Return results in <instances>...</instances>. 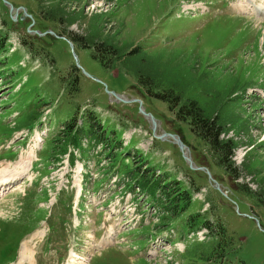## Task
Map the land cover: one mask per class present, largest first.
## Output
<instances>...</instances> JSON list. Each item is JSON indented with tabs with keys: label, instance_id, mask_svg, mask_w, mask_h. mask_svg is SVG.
<instances>
[{
	"label": "rangeland",
	"instance_id": "1",
	"mask_svg": "<svg viewBox=\"0 0 264 264\" xmlns=\"http://www.w3.org/2000/svg\"><path fill=\"white\" fill-rule=\"evenodd\" d=\"M62 1L40 4L63 16L59 25L42 19L37 0H0V181L23 177L0 193V264H67L73 248L90 264H264V0ZM61 31L92 45L114 39L124 52L141 45L147 55L203 74L209 97L230 101L227 113L243 119L244 127L229 124L221 136L236 144L229 174L168 104L147 95L118 63L103 66L95 49L72 46ZM49 108V132L43 125L36 136L32 128ZM71 122L76 135L65 131ZM95 129L104 131L110 155L96 149ZM164 132L183 139L193 167L211 176L158 137ZM117 173L121 183H113ZM142 173L155 179L143 182L144 191L135 182ZM84 175L88 191L97 180L96 200H109L89 213L84 198L89 225L78 231L67 192L75 195ZM168 188L189 198L178 216ZM50 210L58 228L45 239ZM62 218L71 222L62 227ZM22 242L30 244L32 263L21 262ZM159 243L168 246L158 250Z\"/></svg>",
	"mask_w": 264,
	"mask_h": 264
},
{
	"label": "trees",
	"instance_id": "2",
	"mask_svg": "<svg viewBox=\"0 0 264 264\" xmlns=\"http://www.w3.org/2000/svg\"><path fill=\"white\" fill-rule=\"evenodd\" d=\"M37 1L42 19L60 25L59 22L63 21V16L57 14L53 9L45 11L44 8H42V11L40 5L42 0ZM44 1L50 3L56 2V0ZM63 2L65 3L66 0L61 3ZM59 11L61 13V10ZM64 33L65 31H61V36L65 37L66 35ZM67 37L68 36H66V38ZM67 39L71 42L79 43L82 47L95 49V58L106 68H110L114 63H118L127 74L135 77L139 86L147 95L168 104L169 111L175 112L177 121L188 125L194 136L200 142L202 141L205 143L208 147V151L216 159V165L219 166V168L225 170L227 173L228 169L231 170V167H233L232 156L236 144L233 140H225L221 138V136L227 134V127L229 124H238L241 128L244 127L243 119L240 118L239 115L235 116L234 114L227 113V107H229L230 101L221 102L217 100V94L209 97L208 94L212 88L201 81V78L204 77L203 74L197 76V70L193 73L187 69H179L168 60L160 58L159 55H147L145 52L146 50H144L141 45L124 52L118 47L116 41L110 38L101 39L96 43L94 42V45L81 37L71 36V38L68 37ZM78 83V76H75V78H73L72 88L77 92L79 87ZM203 97L205 98L204 100H202ZM203 101H205V103ZM74 124L75 122H71L67 125L65 129L66 133L73 131ZM154 182L155 179L151 180L147 175L144 177V183L152 185ZM238 191L248 197H256L255 194L250 192L244 185L239 184ZM173 194H175V192L168 188L166 195L170 200V207L172 209L169 208L171 212H173V216H178L187 208L184 204L186 196L185 194L180 195V193H177L178 197L176 198L177 195ZM187 199L189 198L187 197L186 201ZM172 205L174 207H172ZM210 230L213 233L212 228H210ZM224 233L225 229L221 227L218 236L220 237L224 235Z\"/></svg>",
	"mask_w": 264,
	"mask_h": 264
},
{
	"label": "bare ground",
	"instance_id": "3",
	"mask_svg": "<svg viewBox=\"0 0 264 264\" xmlns=\"http://www.w3.org/2000/svg\"><path fill=\"white\" fill-rule=\"evenodd\" d=\"M262 9V8H261ZM37 135H39L40 136V134L38 133V131L36 132V136ZM41 140V139H40ZM35 146V145H34ZM35 149V147H33V148H31L30 149V151L31 150H34ZM23 155H25V154H23ZM23 157V156H22ZM35 157V151H34V156H33V153H31V155H29V156H27L26 158L28 159V160H33V158ZM26 160V159H25ZM25 170V169H24ZM16 179H12V180H8L7 178H4V179H2V181H0V187L1 186H5V185H9V183L10 182H12V181H15V180H17V179H19L18 178V176L17 177H15ZM18 187V186H17ZM16 187V188H17ZM15 188V189H16ZM40 236H42V234L40 233V234H36L35 235V237H33V238H36V237H40ZM23 244V243H22ZM29 242H26V243H24L23 244V246L21 245V262L22 261H28L29 263H32V261H33V259H32V254H31V249H30V247H29ZM23 264V263H22Z\"/></svg>",
	"mask_w": 264,
	"mask_h": 264
},
{
	"label": "water",
	"instance_id": "4",
	"mask_svg": "<svg viewBox=\"0 0 264 264\" xmlns=\"http://www.w3.org/2000/svg\"><path fill=\"white\" fill-rule=\"evenodd\" d=\"M19 11V10H18ZM17 11V15L19 14V12ZM16 18V17H15ZM71 43V42H70ZM71 45L73 46V44L71 43ZM135 101H137V102H140L141 103V101L140 100H135ZM143 112V111H142ZM146 116H149V117H151L152 119V123H153V125H155V128H156V122H155V120H154V118L150 115V114H146L145 112H143ZM167 137H170V138H172V141H173V143H175V144H177L179 147H180V149H181V152L183 153V156H184V158H185V160L187 161V162H189V164L192 166V159H191V157L189 156V153H190V150H189V148L183 143V141L181 140V138H179L178 136H176V135H172V134H168V133H165V134H163L162 136H160L159 138H162V139H166ZM192 168H193V166H192ZM201 170H205L204 168H200ZM216 184H217V186H218V183L217 182H215ZM218 188H219V186H218ZM219 190H221L220 188H219Z\"/></svg>",
	"mask_w": 264,
	"mask_h": 264
}]
</instances>
